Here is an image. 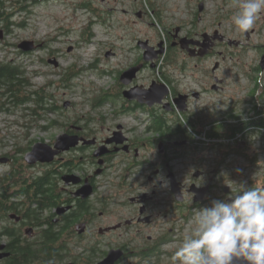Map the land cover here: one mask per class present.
<instances>
[{
	"label": "flooded vegetation",
	"instance_id": "1",
	"mask_svg": "<svg viewBox=\"0 0 264 264\" xmlns=\"http://www.w3.org/2000/svg\"><path fill=\"white\" fill-rule=\"evenodd\" d=\"M209 1L217 4L215 24L210 26L207 24V16L211 13ZM38 2L39 0H16L15 4L19 3L21 6L20 3H23V7H26ZM194 4L195 10H188L189 20L178 26L174 35L169 33L175 52L178 51L184 56L176 68L186 77L188 72H192L196 87L181 86L180 81L163 72L149 84L140 83L141 73L149 68L156 71L160 68L161 61H165L164 68L176 66V53L160 40V44L151 48L157 52L162 44L165 53L149 64L144 62L143 54L129 68L143 65L131 85L126 86L121 82L123 73L129 70L124 69L118 72L115 88L103 92L108 98L107 105L117 107V115L121 117L128 115L124 114L128 111L131 112L129 116L136 115L139 111L146 113L147 122L143 131L129 128L120 118H114L115 125L108 127L103 122L106 120L104 118L49 119L41 116L23 118L22 115V120L13 125L22 130L23 144L16 146L13 153L6 151L9 144L1 138L0 133V160H6V163H0V264H100L112 251H119L123 256L116 264H132L134 255H140L134 250L135 245L144 236L149 241L152 240L150 232L157 226L155 211L158 187L153 185L151 190L139 193L128 186L131 172L152 164L150 160L141 158V152L157 147L159 160L155 165L154 175L150 178L154 180L155 176L163 174L164 178L171 179L169 174L173 172V161L182 158L180 150L192 143L189 134L180 124L187 121L200 123L203 119L197 114V110L209 104L207 99H216L222 104H226L225 99L231 101V97L222 94L226 93V80L220 74V59H216L209 68L208 61L223 55L219 52L220 48L226 49V53L233 47L244 51L253 50L260 60L254 66V71L260 74L264 72L261 67L264 39L255 41V37H261L264 32V17L253 29L243 32V41H232L220 34L218 26L223 22L232 23L230 17L237 10L236 0H195ZM204 24V29L200 32H186L189 26L197 29ZM7 37L6 29L1 27L0 45L11 47L18 55L30 56L37 51L48 52L46 58L41 59L42 63L60 68L63 52L51 47V43L58 42L57 39L34 40L38 48L23 53L19 49L23 40L11 44L6 41ZM169 59L172 60L171 64ZM7 62L15 64L13 61ZM206 62L208 63L205 65ZM153 64L155 68H152ZM154 83L168 87V95L162 104L149 107L130 101L124 96L132 88L142 87L146 90ZM19 96L23 98V92ZM12 99L4 100L5 103L0 102V115L12 116L17 109H23V104L16 106L10 103ZM52 106L55 113L60 109L56 104ZM180 107L184 110L180 111ZM155 120L164 122L167 132L176 131L173 138L161 141L163 134L150 129ZM257 121H264V114H259ZM188 130L191 134L194 133L192 129ZM55 131L60 134L50 142L32 140L35 133ZM178 132H184L186 137L177 134ZM62 135L77 137L79 144L59 151L56 143ZM37 144H46L51 151L57 150L60 153L52 162L30 164L27 157ZM170 150H173V154L169 153ZM119 169L121 172L118 176ZM198 172L201 173L198 179H208L207 184L199 189L210 187L211 193L215 186L214 178L207 172ZM109 185L115 190L112 195L107 194ZM181 187L185 189L182 183ZM150 251L152 250H142L143 253Z\"/></svg>",
	"mask_w": 264,
	"mask_h": 264
},
{
	"label": "rangeland",
	"instance_id": "2",
	"mask_svg": "<svg viewBox=\"0 0 264 264\" xmlns=\"http://www.w3.org/2000/svg\"><path fill=\"white\" fill-rule=\"evenodd\" d=\"M12 1L16 0H9ZM194 2L195 0H39L38 4L29 6L31 13L15 14L13 21L23 22L25 27L14 26L6 41L14 44L20 40L35 42L34 40L57 39L58 42L51 43V47L63 52L60 68L42 63L41 59L46 58L48 52L37 51L30 56L18 55L5 45H0V62L13 61L21 66L33 84V89L45 88L47 93L54 96L49 106L56 104L60 109L56 113H46V118H104L106 120L103 122L108 127L115 125L114 118H120L129 128L143 131L147 122L146 113L139 111L136 115L121 117L117 115L119 109L112 105L96 111L92 109V100L115 88L118 72L129 69L142 58L145 50L138 47L139 42H148L149 47H156L163 40L166 47L175 52L170 33L174 35L176 28L189 20L188 10H195ZM208 5L211 13L207 16V24L210 26L215 24L217 4L209 1ZM204 26L205 24L200 25L197 29L189 26L186 32H200ZM218 29L227 40H244L243 33L233 23L223 22ZM262 38L264 39V32L261 37H255V41ZM225 51L226 49L220 48L219 52L223 55L208 62L209 68L216 59L222 62L220 74L226 80V93L222 94L231 97V101L225 99L226 104H222L216 99H207L209 104L197 110V114L203 119V127L220 122H225L226 126L238 125L257 120L259 115L256 111L264 114V72L260 74L254 71V66L260 61L258 55L253 50L244 51L236 47L229 49V53ZM108 52L114 55L108 58ZM175 53L176 66L164 68L165 61H161V68L156 71L149 68L141 73L140 83L149 84L163 72L180 81L181 86L196 87L192 72H188L186 77L176 68L184 56L178 51ZM72 69L82 71V75L71 81L69 87H65L61 82L62 75ZM196 76L200 77V74ZM25 114L31 116L29 111L26 113L22 108L17 109L12 116L0 115L1 138L9 144L6 151L10 153L15 152L16 146L23 144L22 130L13 124L21 121ZM245 132L246 136L240 141L241 144H234L231 148L215 144L211 147L201 144L195 148L196 144L192 142L190 146L180 150L182 155L184 152L187 155L173 161V172L169 176L175 174L176 181L185 186L184 190L182 188V203L175 200L171 179L164 178L163 174L151 179L159 160L157 147L141 152V158L150 160L152 164L131 172L128 186L139 193L151 190L153 185L158 187L155 211L157 226L150 232L152 240L149 241L144 236L134 250L141 253L143 249H151L155 255L144 259L134 255L132 264H170V257L180 246L183 237L191 235L195 227L193 217L200 208L211 207L216 200H226L231 189L238 191L241 184L246 188L264 187V136L254 128H247ZM59 134L58 131L35 133L32 140L50 142ZM189 139L191 141L190 137ZM236 148L242 154L234 152ZM172 152L170 150L169 153L173 154ZM255 156H258L256 162L253 161ZM198 171L207 172L213 177L215 186L204 201L195 203V195L190 192L191 187H203L208 182V179L194 177ZM120 172L119 169L118 176ZM114 191L113 186L109 185L107 194L112 195Z\"/></svg>",
	"mask_w": 264,
	"mask_h": 264
},
{
	"label": "clouds",
	"instance_id": "3",
	"mask_svg": "<svg viewBox=\"0 0 264 264\" xmlns=\"http://www.w3.org/2000/svg\"><path fill=\"white\" fill-rule=\"evenodd\" d=\"M236 9L233 25L248 32L264 17V0H236ZM193 219L191 235L183 237L170 264H264V187L241 184Z\"/></svg>",
	"mask_w": 264,
	"mask_h": 264
},
{
	"label": "trees",
	"instance_id": "4",
	"mask_svg": "<svg viewBox=\"0 0 264 264\" xmlns=\"http://www.w3.org/2000/svg\"><path fill=\"white\" fill-rule=\"evenodd\" d=\"M16 1L10 2L11 4H8V0H0V28H5L7 34H11L13 32V27H25V24L17 23L13 21V17L16 13H31V10H29V6L23 7V3H16L17 6H15ZM169 64L172 63V60L169 59ZM82 75V71L80 70H70L62 75L61 82L65 87H69L71 84V81L78 79ZM23 76V78H22ZM33 84L31 83L30 79L26 77V71L21 69V66H18L16 64H13L12 62H0V102H3L4 100L8 101L10 98H13L10 103L15 104L16 106H20L23 104V111L28 112L31 114V116H41L43 118H46L48 114L46 113H55V108L53 106H49L52 96L46 92L45 88L41 89H33ZM23 92V98H21L19 95ZM5 96L7 99H5ZM108 98L105 97V95H99L95 97L92 100V109L93 110H101L107 106ZM5 103V101H4ZM258 108H255L257 110ZM8 112H12L11 110L6 109ZM256 113L259 115L260 112L256 111ZM124 114H131L130 111ZM119 115V114H118ZM28 116L25 114V117ZM156 116V115H155ZM233 118H236L233 116ZM180 127L183 128L187 133L189 134L190 138L192 139V142H197L195 145V148H198L200 141L196 140L195 137L190 133L188 129H192L196 134L201 133L203 128V120L199 123L197 122H182L180 124ZM258 127H264V121H255L252 120L250 122H242L238 125H230L226 126L224 124H218L214 125L212 127L211 132L209 133L208 137L210 139H230L233 138L235 134L238 132H242L247 130V128H258ZM153 131L161 132L163 134V138L161 141H164L168 138H173L174 133L176 131H168L166 130L165 123L160 120H155L154 125L150 127ZM199 129V130H198ZM170 130V129H169ZM173 132V133H171ZM184 132H178L179 135H184ZM186 137V135H184ZM241 144V143H239ZM219 146L228 147L231 148L229 145H223L220 144ZM234 152L238 154H242V151L239 148H236ZM187 152H184V154H180L181 157H184ZM228 155L229 152H226ZM257 157L255 156L253 161H257ZM155 255L153 254V250L150 252H141L140 253V259H144L148 256Z\"/></svg>",
	"mask_w": 264,
	"mask_h": 264
},
{
	"label": "water",
	"instance_id": "5",
	"mask_svg": "<svg viewBox=\"0 0 264 264\" xmlns=\"http://www.w3.org/2000/svg\"><path fill=\"white\" fill-rule=\"evenodd\" d=\"M141 18V16L139 15ZM138 46L145 50L144 53V62L152 63L155 59L158 58L159 55L165 53L163 49V45H160V50L155 52L153 48L149 47L148 42H139ZM41 47V46H39ZM38 46H35V42L33 41H24L19 45V49L23 53H29L37 49ZM72 50L70 49L69 52ZM114 54L112 52L107 53V57H112ZM156 66L153 64L152 68ZM218 67V66H217ZM262 69L264 70V58L262 60ZM143 69V65L132 67L123 73L121 77V82L126 86H129L133 83L134 79H136L138 73ZM168 95V87L164 84L154 83L149 89L144 90L142 87H135L131 90H128L124 93L126 99L130 101H137L140 105H146L149 107H153L156 104H162L165 97ZM180 111H183L184 108L180 107ZM91 144V142H87ZM79 144V139L77 137H70L68 135H62L58 137L56 147L59 148V151H65L72 147H76ZM59 151H51L49 146L46 144H37L33 151L28 155L27 160L30 164H35L37 162L49 163L54 160V157L59 154ZM0 163H6V160H0ZM201 175L200 172L195 174V178H199ZM171 188L175 196V200L178 203H182L184 201L183 191L181 184L178 183L173 174H171ZM228 191V190H227ZM226 191V192H227ZM194 196V202L200 203L205 200L206 196L210 192V187L199 189L195 185L191 187L190 190ZM123 256L119 251H112L106 260L101 262L100 264H116Z\"/></svg>",
	"mask_w": 264,
	"mask_h": 264
},
{
	"label": "built area",
	"instance_id": "6",
	"mask_svg": "<svg viewBox=\"0 0 264 264\" xmlns=\"http://www.w3.org/2000/svg\"><path fill=\"white\" fill-rule=\"evenodd\" d=\"M258 119H259V116H258ZM257 120H255V121H257ZM221 123H225V122H220V124ZM212 127H213V125L205 126V127H203L204 130L201 133H199V134H196L195 132L192 133V135L195 137V139L201 142V143L198 142L199 145L202 144V145L207 146V147H211V145H213V144H215L216 146H219L220 144L232 146L234 144L240 143V141H242L246 136L245 135L246 132L242 131V132H238L237 134L234 135L233 138H230V139H210L208 137V135L211 132ZM255 130H257L258 133H260L262 136H264V127H258Z\"/></svg>",
	"mask_w": 264,
	"mask_h": 264
},
{
	"label": "bare ground",
	"instance_id": "7",
	"mask_svg": "<svg viewBox=\"0 0 264 264\" xmlns=\"http://www.w3.org/2000/svg\"><path fill=\"white\" fill-rule=\"evenodd\" d=\"M166 60V59H165ZM161 68V67H160Z\"/></svg>",
	"mask_w": 264,
	"mask_h": 264
}]
</instances>
